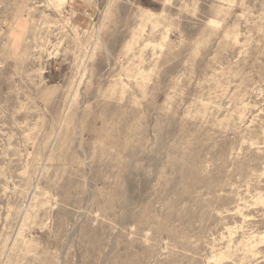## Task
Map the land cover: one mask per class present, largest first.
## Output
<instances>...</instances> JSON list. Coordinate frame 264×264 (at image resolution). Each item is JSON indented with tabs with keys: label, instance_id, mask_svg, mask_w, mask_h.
Segmentation results:
<instances>
[{
	"label": "rangeland",
	"instance_id": "1",
	"mask_svg": "<svg viewBox=\"0 0 264 264\" xmlns=\"http://www.w3.org/2000/svg\"><path fill=\"white\" fill-rule=\"evenodd\" d=\"M0 264H264V0H0Z\"/></svg>",
	"mask_w": 264,
	"mask_h": 264
}]
</instances>
